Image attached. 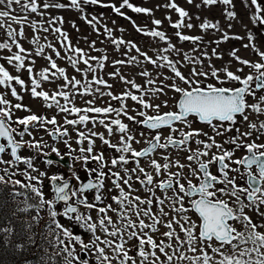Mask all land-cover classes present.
I'll return each instance as SVG.
<instances>
[{
    "label": "rangeland",
    "instance_id": "1",
    "mask_svg": "<svg viewBox=\"0 0 264 264\" xmlns=\"http://www.w3.org/2000/svg\"><path fill=\"white\" fill-rule=\"evenodd\" d=\"M128 2L149 12L136 13L123 0H98L99 4L95 5L86 0H78L79 8L73 7L71 0H21L20 4L14 2L11 7L0 5V11L10 14L8 17H0V66L13 77L12 81L0 85V100L3 99L0 112H7L10 116L0 118L4 122L6 120L13 141L22 147L18 154L20 160H13L10 149L6 148V153L0 157L5 162L0 163V169L15 182L22 181L40 189L46 198L51 193L52 177L63 180L75 178V192L83 185L77 177H86L87 173L82 172L85 168L80 167L79 174L78 168L72 165L71 157L64 156V152L73 150L74 155L90 157V165L96 170L94 174L103 173L98 180L101 183L100 192L105 195L106 201L90 212L80 206L78 214H70L72 220L63 216L61 221L69 226L73 222L83 226L85 224L87 228L96 225L86 239L91 245L88 244L80 254L82 258L88 257L91 264H118L125 258L127 264H204L205 254L210 257L207 264H219L223 256L213 252L212 247H220V244L215 239L202 241L199 238L201 220L193 210V199L186 192L180 194L175 189L180 184L185 186L186 182L201 184L202 181L198 180V177H202L197 170L198 164L211 163L219 156L231 152V156H225V163L228 165V179L233 180L234 184H226L225 190L228 193L225 197L222 195V200L230 207L233 205L229 202L232 198L236 206V197L230 193L242 188L243 182L246 183L242 166L243 159L248 155L246 146L253 143L264 145V129L260 128V125H264V89H261V94L255 92L245 98V101L248 99L246 105L249 107H246L243 116H247V120L240 115L234 124L213 123L221 125L214 128L191 118L188 123L182 124L185 133L193 131L190 140L182 146L174 149L159 147L146 157L133 156L132 152H141L157 135L161 137L160 144H166L172 136L167 128L150 130L142 121L145 116L162 115L176 108L181 94L174 90L173 85L186 90L194 87L206 90L209 84L238 89L243 84L229 79L227 72L241 79L250 74L255 75V70L241 61L264 63V57L260 55L264 53V22L253 19L257 12L251 0H231L230 5H224L219 0L214 5H204L202 0H192L191 3L189 0ZM172 2L188 13L184 25L191 23L192 28L181 26L177 29L172 26L181 19L175 9L166 7ZM257 3L261 7L258 15L264 18V0H257ZM26 4H34L37 11L32 12L31 7L23 9L22 6ZM57 4L65 7H55ZM115 8H120L121 12L117 13ZM229 11L235 13L231 19L227 17ZM154 20L161 21V24L155 25ZM205 22L217 27L202 29L200 25ZM151 31L162 32L165 39L146 35ZM177 32L199 39L184 41ZM15 55L22 57L23 67L17 66L19 62L15 61ZM71 61L76 62L75 66ZM53 62L56 68L51 67ZM28 68L32 71L29 72ZM173 68L193 83L185 84L175 76ZM214 71L217 76L212 75ZM17 78L24 81L23 86L16 83ZM33 80L39 82L36 91L46 94L47 100L43 95H32ZM251 84L254 89V81ZM13 88L20 99L12 95ZM132 96L137 99L133 100ZM140 100L153 107L145 108ZM17 104L21 107L17 108ZM156 105H160L158 111ZM251 105H257L261 111H254ZM61 107L67 110L61 111ZM97 108H112L116 111L96 112ZM141 112L145 116H141ZM33 114L38 120L27 125L31 135L21 136L26 126L18 121ZM84 116L88 119L82 122L81 117ZM52 119H55V124L46 122ZM41 120L45 122L41 123ZM73 120L75 124L68 123ZM119 124L126 126L125 132L119 130ZM252 124L256 128H252ZM217 131L221 134L217 135ZM249 132L250 135H245ZM233 139L242 146L229 142ZM197 140L202 143L197 144ZM213 140L215 145L212 144ZM206 144L212 146L205 148ZM125 145H130L131 151H117ZM40 147L46 148L41 157L36 153ZM89 148L91 152L87 151ZM197 152L207 155L188 159L189 156L196 157ZM50 155L70 159L71 168L66 169L61 165L56 166L54 162L45 161L44 158ZM120 156L128 162L112 164V160H118ZM29 159L33 165L31 168L27 164ZM237 160L241 163H236ZM157 164L160 165L159 171L156 169ZM165 165L168 167L165 168ZM149 175L153 178L151 184L147 183ZM88 176H91L90 172ZM142 180L144 183H141ZM168 182L174 183V190L161 189V185ZM51 196L57 204L54 192ZM245 196L241 194V198ZM88 198H94V193L89 194ZM77 199L76 193L74 201ZM259 199L257 196L256 201ZM147 201H151V204ZM100 207L105 208L104 213L98 211ZM254 207L244 210V214L253 223L260 225L257 231L264 234V215H261L264 214V207ZM145 211L149 215L145 216ZM76 216L83 219L76 220ZM183 217L188 218V223H185ZM101 218H105L103 226L99 224ZM141 221L147 227L141 229ZM168 224H171V228ZM191 224L196 225L191 229L195 238L194 245L188 244L187 232ZM230 224L237 231H243L242 219ZM113 231L116 232L114 236L110 235ZM168 232L173 234L171 239L165 235ZM138 236L141 237L139 241ZM149 237L157 245L156 248L147 243ZM106 240L110 243H104ZM140 241H144L143 250L148 254L147 259L138 253ZM161 247L164 248L163 252L160 251ZM192 247L196 251H192ZM100 248L104 249L103 254L99 252ZM226 249H230V246L226 245L221 251ZM153 252L155 255H151ZM228 254L231 255L230 251ZM181 255L193 259H181ZM103 256H107L108 260H103ZM168 256H172L171 261Z\"/></svg>",
    "mask_w": 264,
    "mask_h": 264
},
{
    "label": "snow or ice",
    "instance_id": "2",
    "mask_svg": "<svg viewBox=\"0 0 264 264\" xmlns=\"http://www.w3.org/2000/svg\"><path fill=\"white\" fill-rule=\"evenodd\" d=\"M20 4L21 0H0V5L7 4L8 7H11L13 3ZM86 2L91 3L93 5L98 3V0H86ZM124 4L131 9L132 11L136 13H146L149 12V10L142 8V7H134L131 3L128 2V0H123ZM192 0H189V3H191ZM204 5H214L218 2V0H202ZM220 3H223L224 5H230L231 0H219ZM252 5L256 6V12L257 15L253 17L254 20L260 19L261 22H264V18H260L258 13L261 11L260 5L257 3V0H251ZM71 5L75 8H79L78 5V0H71ZM47 6V5H46ZM107 6V5H104ZM28 7H31V11L35 12L37 11V8L34 4H26L23 5V9H27ZM55 7L58 8H63L65 5L63 4H57ZM166 7H170L175 9L180 16V21L178 23H174L172 26L179 29L181 26H186L187 28H192L193 25L191 23H188L187 25H184V18L188 17V13L179 8L174 2L166 5ZM83 11V9H80ZM115 11L117 13L121 12L120 8H115ZM10 14L7 11H0V17H8ZM235 16V13L232 11L227 12V17L228 18H233ZM13 20H15V17H12ZM95 19V17H93ZM170 19V17H169ZM18 22V21H17ZM134 23V22H133ZM153 23L155 25H160L161 21L159 20H154ZM202 29H208V28H215L217 25L215 24H209L207 22L203 23L200 25ZM59 31V29H57ZM63 35V34H62ZM146 35H150L152 37H159L160 39H165V35L160 32V31H151L149 33H146ZM177 35L181 40L188 41V40H198L199 38H193L189 37L187 35H181L179 32H177ZM249 39H252V37H249ZM117 43H122V41H118ZM135 47V45H133ZM245 47H248V45H245ZM21 51L23 52L24 49L21 48ZM76 51H81L77 49ZM59 55V53H57ZM233 55L235 53L233 52ZM262 57H264V53H260ZM15 61L19 62L18 67H23V59L20 55H15L14 56ZM50 59V58H49ZM95 59V58H92ZM12 62V58L9 59V63ZM73 66H75V61H71ZM87 63V61H85ZM242 64H245L249 66L250 68L255 70V75H248L246 78L241 79L240 76L234 75L232 72H227V77L231 80L238 81L241 84L244 85V87L238 88L236 90H231L229 88L225 87H214L213 85L209 84L207 85V89H202L200 87H194L191 88V90H186L185 88L173 85L172 87L177 93L181 94V99L179 101V113L175 112H169L163 115H157V116H145L143 112L140 113L141 116H145V119L142 121L144 125L149 128V129H159L163 126L169 127L172 131H176V129L172 128V123L175 121H181L183 123H188L187 117L190 114H194L195 116L199 117V119L202 122H205L209 125H212L214 128H219L221 125H214L213 121H220V122H232L233 124L235 123V117L237 114H241L243 116L244 111L246 107H249V105H246L245 103V97L247 96H252L255 94V90L250 87L251 82L254 80L257 81L256 83V89H264V63H249L248 61H241ZM52 68H56V64L53 62L51 64ZM91 67V66H89ZM28 71L31 72L32 69L28 68ZM173 71L175 72V76L178 77L180 80L184 81L185 84H191L193 83L192 81H189L186 79L179 71H176L175 68H173ZM196 75H204L203 73H195ZM43 76L44 73H41ZM213 76H217V73L214 71L212 72ZM0 85L6 84V82H10L13 80V77L2 67L0 66ZM45 79L47 77L45 76ZM99 83H103V81H98ZM16 83L20 84L21 86L24 85V81L20 80L19 78L16 79ZM78 84L79 81H76ZM151 83V81H149ZM198 83V82H197ZM39 87V82L33 80L32 81V95L35 97L37 95H43L44 99L47 100L48 97L46 94L43 93H38L36 89ZM12 95L17 96L15 88L12 89ZM63 95V94H62ZM67 99L68 97L65 95L64 97ZM115 98V97H114ZM133 100H136V96L131 97ZM17 99H20L19 96H17ZM145 108L153 107L150 104H144L143 100L139 101ZM0 103H3L2 100H0ZM59 106V105H58ZM17 108H20L21 105L17 104ZM160 105H156L155 109L158 111ZM254 109V111L259 112L261 109L257 105H251ZM67 109L61 107V111H66ZM75 111V109H73ZM96 112H101V111H107V112H112L116 111V109H95ZM0 116L2 117H8L9 113L7 112H0ZM244 120H247V116H243ZM88 118L86 116L81 117V121H86ZM129 119H132L129 117ZM38 117L36 115H30L25 119H20L18 121L19 124L25 125V129L23 132L20 133L21 136L28 134L31 135V132H29L27 125L29 122L32 121H37ZM45 121L41 120V123ZM48 123H53L55 124L56 121L55 119H52L51 121H46ZM68 123L70 124H75L76 121H69ZM118 123V122H114ZM252 128H256L255 124L251 125ZM261 129H264V125H260ZM119 130L123 133L126 131V126L124 124H119ZM111 131V129H109ZM221 133L217 131V135H220ZM251 133H245V135H250ZM80 135H83V133H80ZM181 135H184L181 133ZM191 135V134H189ZM0 137H6L8 144L12 145L11 147V155L16 157V160H20V157L17 155V150L21 147L19 144H16L13 139L12 135L9 133L7 125L5 124L4 120L0 119ZM187 138V137H186ZM161 137L159 135L154 137V140L156 143H152L151 149H146L144 152H132L133 156H146L149 154L150 151L155 150L157 147L164 148L167 147L168 144H177V143H184V141H174L172 140L171 137L168 138V142L166 144H160ZM197 144L202 143L201 141L197 140ZM232 144H236L238 147L242 145L237 144V140L233 139L229 141ZM213 145H215V141L213 140L212 142ZM31 146V145H30ZM212 145H204L205 148L211 147ZM219 147V145H216ZM247 150L249 153H251L250 156H247L244 158L243 163H245L249 168H251L253 165H255L259 169V174H260V180L257 181L255 177H252L249 180V186L248 189H242V188H237V190L232 191L230 193L231 196L236 197L237 202L243 203L241 200V194L247 192V197L248 200L252 202L253 205L257 204V201L255 199V194L261 192V188L258 187L257 185L264 184V153L257 154V149L258 148H264V145H247ZM84 151V149H81ZM55 151V149L53 150ZM88 152H91L92 149L89 148L87 149ZM117 151H131L130 145H125L123 149H117ZM6 149L3 144H0V155L5 154ZM200 155H207V153H200L197 152L196 157L194 156H189V160H193L194 158H198ZM231 152L225 153V155L219 156L218 162L223 165V168L220 170L221 173L224 176L223 180H220L219 183L221 184H229L232 185L234 184L233 180L228 179V174L224 169L228 167V165L225 163V156H231ZM93 159H97L96 157H93ZM119 161H123L124 163H127L128 161L123 157L120 156L117 159L112 160V164H117ZM0 163H5L4 161L0 160ZM236 163H241V161L237 160ZM28 167L31 168L33 165L31 163V160L29 159L27 161ZM165 168L168 167V165L164 166ZM183 167V165H181ZM200 169L204 171L205 173V180L203 183L200 184L198 188L192 187V192L186 193L187 195H192L193 193H199V199L193 201V207L195 209V212L199 214V217L202 219V225H201V232L199 234V238L202 241H212L215 239L216 241L219 242L220 247H212L211 244H209V247H212V251L216 253H220V255L223 256V259L219 262V264H264V234L260 233L257 231V229L260 227V225L253 223L249 217H247L244 214V209L241 207L238 209L240 215L237 216L234 212V209L232 207H229L226 203L223 202L222 199L219 198L218 192L219 193H226L225 188H220L217 191H210V189L213 187L212 182H216L218 180L216 175H208L207 169L208 165L201 163L200 164ZM157 171L160 169V165H156ZM95 171L93 170H89ZM143 171V169H141ZM98 175H103V173H98ZM57 178H55L56 180ZM77 179H79L77 177ZM52 180L53 177H52ZM54 180V181H55ZM152 176L147 177V183L151 184L152 183ZM0 181H4V177L0 176ZM17 184H19V181H16ZM141 183H144L142 180ZM119 185H117L118 187ZM54 191L57 195V198L60 200L67 201L68 200V194L66 192V189L68 188V185L65 183L63 186H58L54 185ZM98 187L97 184L95 183H87L86 185H83L79 188V193H83L87 190L91 189H96ZM162 190H172L173 189V184L171 182L161 185ZM179 192H185V186L183 184L179 185L178 188ZM32 191L39 196L40 193L36 189H32ZM102 197L100 196L99 192H97L94 196V201H100ZM115 199V198H114ZM82 203L84 205L91 209L94 205L89 204L87 202V199L85 198ZM147 203L150 205L151 201H147ZM162 203V201H161ZM259 204L264 205V200L259 201ZM100 213L105 212L104 207H100L98 209ZM178 211H185L184 209H178ZM77 208L72 207L71 205H68L65 209V216L69 219L72 220L73 217L70 214L76 213ZM144 215L147 216L149 215V212L145 211ZM264 215V214H261ZM52 217L56 216V212L53 211L51 213ZM76 220H81L83 219L81 216H76ZM185 220V223H188V218L183 217ZM243 220V231H237L230 223L229 221H234V220ZM111 223V221H108ZM100 226H103L105 224V218H101L99 220ZM196 225L191 224V226L188 229L187 235H188V244L189 245H194L195 243V238L192 235L191 229L194 228ZM57 227H61L59 224H57ZM96 225H90L89 230L93 231L95 229ZM147 227V225L144 224L143 221L140 222V228L143 229ZM168 227L171 228V224H168ZM183 227V225H182ZM106 230V229H105ZM155 230V229H154ZM66 231V230H65ZM110 235H116V232L113 231L110 233ZM132 235H135V233H132ZM166 236H168L170 239L172 237V233L168 232L165 233ZM75 240L79 241L80 238L78 236L73 237ZM99 239V237H97ZM235 241V243H234ZM104 243L109 244L110 241H104ZM147 243L151 244L153 248H156L157 245L152 242L151 237H149ZM143 244L144 241H140V246L141 250L139 252V255L141 257H144L147 259V253L143 250ZM226 245L230 246V249H226L224 252L221 251L222 248H224ZM248 245H251L250 247ZM93 246H95V242L93 243ZM84 247H87V245H84ZM192 251H196L195 247H192ZM160 251L163 252L164 248L161 247ZM228 251H230L231 255L228 254ZM99 252L103 254L104 249L100 248ZM151 255H155V252L151 253ZM125 256L127 254L125 253ZM181 259H193L191 257H184L181 255ZM157 259H159L157 257ZM169 261L172 260V256H168ZM103 260H108L107 256H103ZM210 260V257L205 254L203 257L204 264H207V262ZM197 261H199V258H197Z\"/></svg>",
    "mask_w": 264,
    "mask_h": 264
},
{
    "label": "trees",
    "instance_id": "3",
    "mask_svg": "<svg viewBox=\"0 0 264 264\" xmlns=\"http://www.w3.org/2000/svg\"><path fill=\"white\" fill-rule=\"evenodd\" d=\"M44 152H46V148L40 147L36 153L41 157ZM72 152L73 150L64 152L63 155H70L74 167L78 168L77 172L79 174H81L82 167L85 168L82 172L95 170L90 165L92 164L90 157L83 154L74 155ZM55 165L60 167L58 164ZM95 171L90 172L91 176H88L87 173L86 177L79 178V181L83 182L90 178L92 180L98 179L99 176L94 174ZM0 176L4 177V181H0V264H91L88 257L82 258V255H80L85 248L84 245H91V243L86 242L91 231L85 224L84 227L77 222H73L69 226L61 221V217L65 216L64 203L56 204L54 202L51 196L52 189H50L51 193L48 194L49 197L45 198L40 189H36L40 193L37 196L32 191V189H35L32 185L22 181H20L22 184L18 185L1 169ZM100 191L101 188L96 189L95 194ZM100 196L102 197L100 201H94V198L87 197V202L94 206L89 209L84 203H81V209L89 212L97 209L99 205L106 201L103 193ZM263 199L264 197L260 198L259 201ZM241 200L243 203H235L236 206L232 198L231 201L229 200L233 204L230 207H233L236 214L239 213L238 209L241 207H251L246 196ZM259 201H257V206L261 205ZM53 211L56 212L55 217L51 216ZM57 224L61 227L58 228ZM74 236H78L80 240H75ZM140 239L141 237L138 236L137 241ZM140 250L141 247L138 251L140 252ZM126 261L127 258L120 260L118 264H127Z\"/></svg>",
    "mask_w": 264,
    "mask_h": 264
},
{
    "label": "flooded vegetation",
    "instance_id": "4",
    "mask_svg": "<svg viewBox=\"0 0 264 264\" xmlns=\"http://www.w3.org/2000/svg\"><path fill=\"white\" fill-rule=\"evenodd\" d=\"M254 83H255V85L254 86H256V83H257V81H255L254 80ZM250 87L253 89V86H252V84H250ZM234 89H236V88H231V90H234ZM254 90H255V92H257L258 94H261L262 93V90L259 92V89H256V87H254ZM246 97H247V95H246ZM245 97V98H246ZM248 100V99H247ZM247 100L245 101V103H247ZM170 112H177V105H176V108H174V109H171L170 110ZM167 113H169V112H167ZM213 123H216V122H213ZM227 123H231V122H227ZM183 122H180L179 124H177V125H174V126H172V128L173 129H176V131H172L170 128H167V130H169L170 131V133H172V136H170L171 138H172V140H174V141H177V142H179V141H183L184 140V137L186 136V135H188L189 137H187L188 138V140H190V138H191V136L192 135H189V133L191 134V131L192 130H189V131H187L186 133L184 132V129H183ZM143 125H144V123H143ZM181 126V127H180ZM179 127V128H178ZM166 130V129H165ZM181 133H183L184 135H181ZM167 142H168V139H167ZM167 142H165V143H167ZM3 144L5 145V142H3ZM150 144V143H149ZM148 144V145H149ZM253 144H255V143H253ZM147 145V146H148ZM183 145V144H182ZM181 145V146H182ZM168 147L169 148H171V149H174V148H178V147H180V146H170V144H168ZM259 150V149H258ZM256 150L257 151V154L259 155V154H261V153H264V150L262 149V150ZM143 151V150H142ZM141 151V152H142ZM248 151V150H247ZM67 156H70V155H67ZM137 157V156H136ZM70 160V159H69ZM243 161H244V159H243ZM243 161H242V166L244 167L243 169H244V171H245V177H246V183L244 184V182H243V186H242V189H248V183H247V177L249 176V175H251V176H255V177H257V178H259L260 179V174H259V171L256 169V168H252V169H250V170H248L247 168H245V166H244V163H243ZM70 163H72V161H70ZM205 164H207L208 165V172H209V174L210 175H216L217 176V178L219 179V181L220 180H223L224 179V176H223V174L221 173V169L223 168V165H222V168H220V163L218 162V159L217 160H215V161H213V162H211V163H205ZM72 165H73V163H72ZM199 165V164H198ZM73 167H74V165H73ZM224 171H226L227 172V168L226 169H224ZM84 173H89V172H84ZM97 176H101V175H98V173L96 174ZM196 175H197V173H196ZM69 178H72V179H74V184H73V188H72V193H71V198H70V200H69V203L71 202V203H77V202H81L80 200H82V197H84V198H87L88 196H89V194H93L94 193V195H95V190H93V191H89V192H86L85 193V195L84 194H81V193H79V190L78 191H76L75 192V189H76V179L75 178H73V177H69ZM65 179H68V178H65ZM91 179V178H90ZM200 179V180H199ZM199 181H203V178L201 177H199ZM86 180H88V179H86ZM86 180H84L83 181V183L86 181ZM93 180H95V181H99L98 179H93ZM193 182H190V183H188V182H186L185 184V186H187L188 184H192ZM202 183V182H201ZM172 184H174V183H172ZM198 184V183H197ZM200 186V184H198L197 185V187H199ZM196 187V188H197ZM225 188V189H227L226 188V184H221V183H217V184H213V187L211 188V190L210 191H217L218 192V190L220 189V188ZM173 188H174V186H173ZM177 188V187H176ZM260 188L262 189L261 190V192L260 193H256L255 194V199H256V197L258 196V197H260V198H262V197H264V184H260ZM174 190V189H173ZM176 190V189H175ZM76 193L79 195L78 196V199L76 200V201H74V199H75V195H76ZM182 193V192H181ZM227 193H228V191H227ZM227 193H219L218 192V195H219V198L220 199H222L223 197H222V195H224V197L227 195ZM246 195V197H247V192H245V193H243V195ZM247 200H248V197H247ZM264 200V199H263ZM249 201V203L251 204V207H248V206H244L243 207V209L244 210H247L248 208H252V206H256V207H254V208H257V204L256 205H253L252 204V202H250V200H248ZM69 203H67V205L69 204ZM258 203V202H257ZM263 206V205H262Z\"/></svg>",
    "mask_w": 264,
    "mask_h": 264
},
{
    "label": "water",
    "instance_id": "5",
    "mask_svg": "<svg viewBox=\"0 0 264 264\" xmlns=\"http://www.w3.org/2000/svg\"><path fill=\"white\" fill-rule=\"evenodd\" d=\"M242 87H244V85H242ZM236 90V89H235ZM234 91V90H233ZM181 99V98H180ZM180 101V100H179ZM178 105H179V103H178ZM178 109H179V107H178ZM195 116L194 114H190L188 117H190V116ZM237 115H240V114H237ZM187 117V118H188ZM199 118V117H198ZM1 119V118H0ZM200 120V119H199ZM201 121V120H200ZM215 121V120H214ZM177 121H175V122H173L172 124H174V123H176ZM202 122V121H201ZM202 123H205V122H202ZM146 127V126H145ZM167 126H163V127H161V128H166ZM8 128V127H7ZM160 129V128H159ZM151 130H154V129H151ZM155 130H157V129H155ZM8 131H9V129H8ZM9 133H10V131H9ZM11 134V133H10ZM54 137H55V135H54ZM2 141H5L7 144H6V146H4L5 147V149L6 148H8V149H10V151H11V147H12V145H10V144H8V142H7V138L6 137H0V144H2ZM152 143H156V141L154 140V141H152L142 152H144L146 149H151V145H152ZM171 146H174L173 144H170ZM175 145H180V143H177V144H175ZM21 148V147H20ZM20 148L17 150V155H18V153H19V150H20ZM158 148V147H157ZM157 148L155 149V150H152V151H150L149 152V154L148 155H150V154H152L154 151H156L157 150ZM148 155H146V156H148ZM251 155V153H249L248 152V155L247 156H250ZM2 155H0V157H1ZM146 156H139V157H146ZM246 156V157H247ZM13 157V159L14 160H16V157H14V156H12ZM44 160L45 161H49V162H54V163H58V164H60L61 166H63V167H65V168H67V169H69L70 168V162H69V159L68 158H60V157H57V156H55V155H50V156H48V157H45L44 158ZM244 166H245V168H247L248 170H250V169H252V168H256L258 171H259V169L255 166V165H253L251 168H249L245 163H244ZM220 168H222V164H220ZM199 170L201 171V173H202V175L204 176V180H205V173H204V171L203 170H201L200 169V167H199ZM207 172H208V169H207ZM208 175H209V173H208ZM252 177H255V176H251V175H249L248 177H247V183H248V186H249V180L252 178ZM255 179L257 180V181H259L260 179L259 178H257V177H255ZM204 180H203V182H204ZM219 182V179L216 181V182H212V184H215V183H218ZM67 184L68 185V188L66 189V192H67V194H68V200H69V198H70V196H71V193H72V188H73V181L72 180H55V181H53L52 182V185L54 186V185H58V186H63L64 184ZM87 183H95V184H97L98 185V187L100 186V183L99 182H95V181H92V180H89V181H87V182H85L83 185H86ZM82 185V186H83ZM258 187H260V185H257ZM97 187V188H98ZM192 187L193 186H190L189 188H188V193H190V192H192ZM198 188V187H197ZM53 190H54V187H53ZM91 190H93V189H91ZM87 191H90V190H87ZM87 191H85V192H87ZM54 193H55V191H54ZM189 197H191V198H196L197 197V199H199V193H193L192 195H188ZM55 197H56V202H67V201H64V200H60V199H58L57 198V195H56V193H55ZM72 206V205H71ZM72 207H76L77 208V211L79 210V207L78 206H72ZM193 209H194V207H193ZM194 211H195V209H194ZM198 216H199V214L197 213V212H195ZM200 218V217H199ZM201 219V218H200ZM229 222H232V221H229ZM201 225H202V219H201ZM218 242V241H217Z\"/></svg>",
    "mask_w": 264,
    "mask_h": 264
}]
</instances>
